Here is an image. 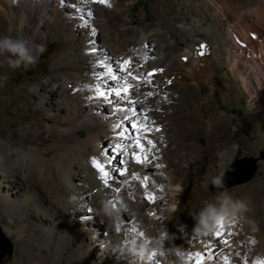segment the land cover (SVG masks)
<instances>
[{
	"label": "rangeland",
	"instance_id": "rangeland-1",
	"mask_svg": "<svg viewBox=\"0 0 264 264\" xmlns=\"http://www.w3.org/2000/svg\"><path fill=\"white\" fill-rule=\"evenodd\" d=\"M16 3L18 8L14 11L5 3V0H0V37L27 38L37 45H44V52L39 55L36 63L27 68L10 67L8 54L0 59V62H6L4 71L0 72V83L6 82L5 86L0 87V135L10 140L8 135L11 128L27 130V127L31 125L34 128L40 127L38 142L43 148L48 149V156L53 155L54 149L62 150L61 152L64 153L67 150L77 152L79 148L84 147L88 151L95 148L91 140L97 134V130H94L95 127L91 123L76 124V129L70 132V137L64 143L60 142L51 131L56 124L55 121L58 120L50 119L44 112L22 109L19 104L27 102V97L23 93L13 92L21 87L29 90L41 80L54 75L52 60L56 54L85 55L87 51L83 48L89 41H94L97 45L96 51L92 50V53L96 52L97 56H101L103 51L102 55H107L109 50L104 49L101 39L108 30L112 33V37L116 36L113 38L117 43L109 57L110 60L112 59V68L114 65L117 66L116 63L122 65L126 59L121 55L118 44L121 42L123 45L125 42L126 46H134L128 43L129 38L135 39L137 43L143 37V33L160 24L162 27L160 35L163 41L160 44L167 45L165 56L169 52H179L182 58H194V69L190 71L187 68L176 67L170 71L168 78L161 82L160 86L169 85L170 90L176 92L177 98L165 105L160 114L158 113L159 115H155L158 126L149 132L147 141L142 140L140 147L136 148L135 145L129 147L130 151L141 153L145 159L148 156L151 159L152 164L143 170V173L149 175L148 181L153 179V182L163 184L165 177L169 176L172 178L170 184L172 183V186L177 184L181 190L174 194L167 192L153 206H150L148 201L139 200L130 203L132 206L129 205V207L138 217L139 222H143L141 226L148 237L156 240L162 233L168 234L163 252L155 245L160 254L159 264H175L181 249L184 248H186V254L193 257L190 262L187 261V264H196L197 253L202 254L203 264H211L209 257L217 252L219 256L223 250L225 253L228 252L226 256L228 255L236 264L249 263L252 256L264 258V160H258V170L251 180L224 189L212 188L216 186L213 184V179L222 176L224 170L235 158L259 157L260 151L264 149V85H262L264 83V0H122L119 7L124 9L125 13L117 14V10L107 11L104 14L106 19L104 24L91 25L93 34L86 32L80 37L75 36L69 28L63 29L54 23L45 24L44 21L51 18L53 11H44L43 19L40 20V16L35 14L39 6L36 0H16ZM132 15L138 20L136 24L128 23ZM197 31H200L201 36H194ZM197 38L202 41L199 42ZM198 42H204L207 49L208 46H217L221 53L218 56H212L207 52V55L203 57L200 51L194 50ZM229 46H232L231 50ZM226 48L230 50L228 53ZM230 52L233 57L231 63L226 60ZM152 58H158V54L154 53ZM84 61L76 60L74 66H63L61 69H56V72L78 74L81 80L95 76L94 68L88 63V59ZM251 67H254L255 74L251 72ZM127 68L128 71L125 73H132L130 64ZM112 70L116 73L115 68ZM101 72H104L107 81L112 79L117 81L115 77H111L109 71L101 70ZM133 77L134 75L129 76L130 80L134 79ZM115 81L108 82L109 85L100 92L108 93L113 88L119 90ZM119 85L122 84L119 83ZM154 88H159V85H154ZM15 95L18 98H15ZM87 95L72 100V108L74 107L75 111L67 118L68 120L66 119L67 121L65 120L66 122H57L60 127L65 129L71 126L70 130L73 128L72 120L69 119H73L76 114L79 115V106L87 102L84 99L92 97L90 92ZM106 96L110 100L102 104L104 112L101 117L108 121L107 117L114 114L112 110L120 106L119 98H127L125 93L121 96H116L114 93ZM134 99L128 98L129 101ZM144 103L146 109L148 105L153 104V101L145 100ZM141 108L143 107L138 104L137 117H143L144 108L142 110ZM114 117L117 122L120 120L115 114ZM135 118L132 119L135 120ZM139 118H136L137 121H140ZM131 120L126 119L122 128L125 134L131 132L134 137ZM141 121H143L142 118ZM17 133L13 136L17 144L37 145L33 141V136L25 141L19 136V131ZM113 137L103 138L98 135V144L107 156L111 155V148L114 147L113 139L115 138ZM136 143L140 142L137 140ZM142 163L139 166H143ZM141 179L140 182L144 183V179ZM4 180L1 184H8L7 179ZM5 189L9 190L7 187ZM221 192H228L235 199L243 198L248 203L249 209L243 214V218L231 219L234 224L232 227L234 233L227 248L222 249L219 247L221 245L214 244L219 227L211 233H200L203 243H199L197 247V243L193 242L195 239L193 228L196 224L193 215L204 206L206 201H215ZM117 200L109 199L108 206L112 204L110 206L117 208ZM84 217L86 218L87 215ZM2 218L3 216L0 215V228L12 245L13 254L10 258L2 260L0 264H15L18 249L15 241L3 230ZM249 221H255L256 230H253ZM89 230L92 228L88 227V233ZM95 240L93 245L96 248H93L92 255L90 254L92 259L100 258L101 252L103 253V249L99 247L102 240ZM183 241L187 246L183 245L185 244ZM40 248V242L35 240L34 255H43ZM48 251L44 250V256L49 263L50 252Z\"/></svg>",
	"mask_w": 264,
	"mask_h": 264
},
{
	"label": "bare ground",
	"instance_id": "bare-ground-1",
	"mask_svg": "<svg viewBox=\"0 0 264 264\" xmlns=\"http://www.w3.org/2000/svg\"><path fill=\"white\" fill-rule=\"evenodd\" d=\"M36 1L39 6L36 8L35 14L40 16V20L43 19L44 11H53L51 18H47L44 21L45 24L54 23L63 29L69 28L78 37L86 32L93 34L91 25L104 24L106 20L104 14L107 11L117 10V14L124 12V9L119 7L122 0H104L103 3L100 0H63V3L61 0ZM5 3L14 11L18 8L16 0H5ZM136 22L138 20L134 16L128 19V23L136 24ZM161 29V25L158 24L152 30L141 33L143 37L137 43L135 39L129 38L130 40H127L128 43L134 46H126L125 42L123 45L121 42L118 44L121 55L130 61L132 75L139 77V79H131V81L129 75L123 72L120 73L123 79L110 80L115 81L119 89L121 86L119 83L131 86L129 92L125 93L127 99L119 98V108L112 110V113L117 115V118H120L118 122L114 114L107 117L108 121L101 117L102 112H104L102 104L109 97L98 95L100 91H104L106 85L108 86V82H110L106 80V76L104 77V72H101V70L109 71L111 77H116L119 72L118 66L120 64L116 63L117 66L114 65L115 73L112 70L114 69L112 68L113 65H111L112 59H109L110 54L114 52L117 46L113 38L116 36L112 37V33L109 30L101 39L102 46H105L104 49L109 50L107 55H102L103 51H101V56H97L96 52L92 53V50L96 51L97 45L94 41H89L83 48L87 51L85 55L81 53H72L70 55L56 54L52 60V67L55 70L52 74L54 75L41 80L29 90L21 87L13 92L15 94L23 93L27 97V102L19 104L22 109L44 112L50 119L58 120L55 121L56 124L51 131H53V135L60 142L64 143L70 137V132L76 129V124L81 122H89L95 127L94 130H97V134L91 140L95 144V148L92 150L89 149L88 151L84 147L79 148L77 152L67 150L63 153L61 152L62 150L54 149L52 156H48V149L43 148L41 143L38 142L40 127L34 128L31 125L27 127L28 131L24 130V128L22 130L11 128L9 135L7 134L11 138H9L10 140L0 135V215L3 216V230L15 241L18 249L14 260L15 264L160 263V254L153 243L154 240L145 234L141 226L143 222H139L138 217L133 214L129 205L135 201L145 200L149 202L150 206H153L167 192L174 194L180 191L181 188L177 184L172 186L173 184H170L172 178L169 176L165 177V183L163 184L155 183L152 181L153 179L148 181L149 175L145 172L143 173V170L146 166L148 167V165L152 164L151 159L149 156L145 159V156L141 153L137 154L133 150L130 151V147L134 145L136 148L140 147L142 140L147 141L146 137L149 132H152L151 130L158 126L155 115H159L165 105L171 103L172 99L177 98L176 92L171 91L169 85L160 86V83L164 82L168 78L170 71L176 67L187 68L190 71L194 69V58H182V54L179 52H169L165 56L167 45L163 46L160 44V42H163L160 35ZM194 36H201L200 31L195 32ZM196 40L202 41L199 38ZM199 42L195 44L194 50L200 51L201 56L207 55V52L212 56H218L221 53L217 46H208L209 48L207 49L203 44L204 42ZM231 47L229 46L228 48L231 50ZM228 48H226L227 53L230 51ZM154 53L158 54V58H152ZM3 56L0 55V59ZM86 59L94 68V73H96L95 76H89V79L81 80L78 74L56 72V69H61L63 66L71 67L76 60L84 61ZM232 59V53L226 57V60L230 63L233 61ZM5 65V61L0 62V72L4 71ZM254 67H251V72L255 74ZM148 73L154 74L149 76ZM156 84L159 85L157 89L154 88ZM5 85L6 82L0 83V87ZM86 92H90L92 97L91 99H84L87 102L81 107L79 106V115L76 114L77 117L75 115L74 118L72 117L73 119H69L72 120L71 125H73V128L70 130L71 126L65 129L60 127L57 122H66L67 118L75 111L74 107L72 108V100L86 96ZM9 98L11 99V97ZM15 98H18V96L15 95ZM128 98L135 99L129 101ZM145 100L153 101V104L148 105L146 109L144 108ZM138 104L144 108L142 115L146 119H143V121H141L142 117H137L139 115L137 114ZM133 110H135V115ZM125 117L130 120L135 117L139 118L143 125V127L133 128L134 137L131 132L125 134V136L119 135L118 131L120 128L118 129L116 125L123 124L126 120ZM136 118L131 120L132 125L137 122ZM60 124L62 125L63 123ZM18 131L19 136L25 141L30 136H33V141L37 145L17 144L13 136L18 134ZM98 135L103 138L114 136V147L111 148V155L107 156L105 151H101V147L98 144L100 138H98ZM135 138L137 139L135 140ZM137 140L140 143H136ZM66 144L68 145L67 142ZM94 159L99 160L105 170L109 172L107 185L102 179V174L93 166L92 161ZM141 161L144 162L142 163ZM140 163L143 166H139ZM152 168L155 169L154 167ZM141 178L144 179V183L140 182ZM3 180L8 182V184L2 185L1 182ZM6 187L9 190H6ZM109 199H118L117 208L110 206L112 204L109 205L112 210L111 215L106 213L103 208L105 204H109ZM85 215L88 218H85ZM80 216L83 217L80 218ZM232 220L222 221L218 226V232L223 233V235L220 237L216 235L215 241L212 239L214 244L221 245L219 247H222V249L227 248L232 241L234 233L232 232V227H234ZM226 226L229 227L226 228ZM88 227L92 228L89 233L87 231ZM194 236L195 239L192 240L195 244L197 243L198 247L199 243H203L200 239L202 234L195 232ZM95 239L102 240L99 247L101 250L103 249V253L101 252L98 259H92L90 256L92 249L96 248L93 245L94 241L96 242ZM35 240L41 244L42 256L41 254L36 256L33 253ZM224 241H227V243ZM144 244L148 245L150 252L142 251ZM183 245L187 246L186 243ZM44 250H49L48 252H50L49 263L46 261V256H44ZM185 250L186 248L181 249V254H179L175 264H187L192 260L193 257L187 255ZM217 253L211 256L209 254L211 264L212 262L213 264H236L230 260L228 255L226 256L228 252L225 253V250L220 252L219 256ZM31 254L32 256H29ZM152 254H155L154 261L149 258ZM181 256L183 259H181ZM214 256L215 261H213ZM250 261L245 264H264L263 257L256 258L252 256Z\"/></svg>",
	"mask_w": 264,
	"mask_h": 264
},
{
	"label": "clouds",
	"instance_id": "clouds-1",
	"mask_svg": "<svg viewBox=\"0 0 264 264\" xmlns=\"http://www.w3.org/2000/svg\"><path fill=\"white\" fill-rule=\"evenodd\" d=\"M44 52V45H37L27 38H13L11 36L0 37V55L8 54V63L12 68H20L37 62L40 54ZM213 184L217 187H223V176L215 177ZM249 209L248 203L243 199H235L228 192H221L215 201H206L204 206L195 214L193 218L196 224L193 230L197 233H211L222 221H228L235 218H243V214ZM104 211L112 214V210L107 204L104 205ZM255 229V221H249ZM168 239V234L162 233L158 239L154 240V245L164 251V242ZM142 251L150 252L147 244L142 246ZM181 259L183 257L181 256Z\"/></svg>",
	"mask_w": 264,
	"mask_h": 264
},
{
	"label": "water",
	"instance_id": "water-1",
	"mask_svg": "<svg viewBox=\"0 0 264 264\" xmlns=\"http://www.w3.org/2000/svg\"><path fill=\"white\" fill-rule=\"evenodd\" d=\"M264 160V149L259 153V157L242 156L235 158L224 170L222 176L223 187L213 186V189H224L235 184L244 183L253 178L258 170V160ZM13 254L12 245L8 242L0 228V262L5 258H10Z\"/></svg>",
	"mask_w": 264,
	"mask_h": 264
},
{
	"label": "snow or ice",
	"instance_id": "snow-or-ice-1",
	"mask_svg": "<svg viewBox=\"0 0 264 264\" xmlns=\"http://www.w3.org/2000/svg\"><path fill=\"white\" fill-rule=\"evenodd\" d=\"M61 2L63 3V0H61ZM100 2L103 3L104 0H100ZM129 63H130V61L125 60L122 65L118 66L119 72L117 73V76L115 78L123 79V77L120 75V73H123L125 71H128L127 65ZM153 74L154 73H148L149 76H152ZM128 75L129 76H132V73L131 72H128ZM133 78L134 79H139V77H133ZM130 87H131L130 85H121L119 90L113 88L108 93H106V92H99L98 95L101 96V97H103L105 95H110V94L114 93L116 96H121L124 93H128L129 90H130ZM133 114L134 115L136 114L135 113V110H133ZM125 119H128V118L125 117ZM142 119H146V117H142ZM138 126L139 127H143V125L141 124L140 121H137L136 123H134L132 125L133 128H136ZM116 127L121 129V131L119 132V135L125 136V132L123 131L122 124L116 125ZM149 143H151V141H149ZM92 163H93V166L102 174V179H103L104 183L107 185L108 184L109 172L105 170V168L103 167L102 163L99 160L94 159L92 161ZM216 235H217V237H220V236L223 235V233L217 232ZM224 242L227 243V241H224ZM196 255L198 257V259L196 260V264H203V256H202V254L197 253ZM154 257H155V254H152V256L149 257V258L150 259H153V261H154Z\"/></svg>",
	"mask_w": 264,
	"mask_h": 264
},
{
	"label": "built area",
	"instance_id": "built-area-1",
	"mask_svg": "<svg viewBox=\"0 0 264 264\" xmlns=\"http://www.w3.org/2000/svg\"><path fill=\"white\" fill-rule=\"evenodd\" d=\"M262 83V82H261ZM262 85H264V83H262Z\"/></svg>",
	"mask_w": 264,
	"mask_h": 264
}]
</instances>
